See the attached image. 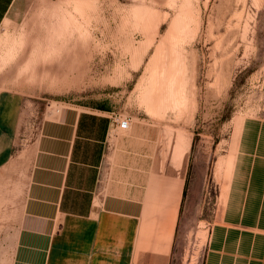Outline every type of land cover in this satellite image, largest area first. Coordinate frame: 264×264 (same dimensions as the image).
<instances>
[{
    "label": "rangeland",
    "instance_id": "rangeland-1",
    "mask_svg": "<svg viewBox=\"0 0 264 264\" xmlns=\"http://www.w3.org/2000/svg\"><path fill=\"white\" fill-rule=\"evenodd\" d=\"M91 1L78 15L61 0H17L0 25V93L21 95L28 114L17 151L41 113L102 116L103 174L123 160L148 208H177L170 264H202L237 150L245 158L244 143L264 138V0ZM27 173L21 159L0 170V264H10Z\"/></svg>",
    "mask_w": 264,
    "mask_h": 264
},
{
    "label": "crops",
    "instance_id": "crops-1",
    "mask_svg": "<svg viewBox=\"0 0 264 264\" xmlns=\"http://www.w3.org/2000/svg\"><path fill=\"white\" fill-rule=\"evenodd\" d=\"M16 1L0 0V25L11 22ZM23 108L21 95L0 93V170L28 161L10 264H170L177 208H148L139 174L123 160L103 174L109 163L94 155L98 144L103 152L109 124L99 143L82 118L96 115L66 107L41 113L30 144L17 151ZM244 149L229 169L202 264H264V138L257 134Z\"/></svg>",
    "mask_w": 264,
    "mask_h": 264
},
{
    "label": "bare ground",
    "instance_id": "bare-ground-1",
    "mask_svg": "<svg viewBox=\"0 0 264 264\" xmlns=\"http://www.w3.org/2000/svg\"><path fill=\"white\" fill-rule=\"evenodd\" d=\"M46 0H38V5L40 4V5H46L44 2H45ZM61 2H64V4L65 3H67V4H69V5H72L73 6V8H74V10L76 11V13L78 14V15H81V14H83L84 12H86L85 11V9L87 8V10H90L91 8H92V4H91V0H83V1H81V0H61ZM47 3H48V1H47ZM51 3V2H50ZM59 4V3H58ZM66 4V5H67ZM40 5H39V7H40ZM52 5V4H51ZM68 5V6H69ZM53 6V5H52ZM60 6V5H59ZM38 7V8H39ZM71 7V6H70ZM86 7V8H85ZM56 8V7H55ZM72 8V9H73ZM49 9H50V7H49ZM57 9H59V8H57ZM67 9V8H66ZM40 10V9H39ZM55 10V9H54ZM64 10H65V8H64ZM70 10V9H69ZM51 11L53 12V10H52V8H51ZM56 11V10H55ZM66 11H68V10H66ZM65 11V12H66ZM75 11H73V12H75ZM40 12V11H39ZM60 12V11H59ZM55 13V12H54ZM60 13H62V11L60 12ZM70 13V12H69ZM76 13H75V15H76ZM180 13L182 14L181 16H183L184 14H185V11H180ZM53 14V13H52ZM66 14V13H65ZM60 14H58V16H59ZM67 15V14H66ZM74 15V14H73ZM58 16H56V17H58ZM69 16H71V13L69 14ZM181 16H178V17H176L174 20H173V22H172V25H171V32H177L178 30H179V28H180V24H181ZM61 17H62V14H61ZM64 17V16H63ZM72 17V16H71ZM52 18V17H51ZM53 18H55V15H54V17ZM65 18V17H64ZM68 18V17H67ZM57 19V18H56ZM63 19V18H62ZM68 19H70V18H68ZM54 20V19H53ZM73 20V19H72ZM57 21H58V19H57ZM56 21V22H57ZM62 21V20H61ZM65 21H66V19H65ZM64 21V22H65ZM75 20H73L72 22H71V19H70V21L68 22V23H70L71 22V25H73L72 23L74 22ZM76 22V21H75ZM53 23V22H52ZM62 23V22H61ZM66 23V25H68V23H67V21L65 22ZM77 23V22H76ZM75 23V24H76ZM55 24V23H54ZM78 24V23H77ZM76 24V25H77ZM49 25V24H48ZM51 25V24H50ZM62 25H63V23H62ZM56 26V25H55ZM58 26V25H57ZM75 26V25H74ZM74 26H72V27H74ZM49 28H50V26H48ZM63 27H65V26H63ZM69 28H70V26H68ZM67 26H66V28H68ZM71 27V28H72ZM56 28V27H55ZM58 29V28H57ZM60 29V28H59ZM51 30V29H50ZM55 30V29H54ZM48 31V30H47ZM62 31V30H61ZM63 31H65V30H63ZM50 32V31H49ZM57 34H58V32H57ZM53 35H55V33L53 34ZM49 38V37H48ZM51 38H53V37H51ZM50 40V39H49ZM52 41V40H51ZM50 41V42H51ZM146 237V236H145ZM146 240V239H145ZM144 241V240H143ZM142 241H140V244H142L141 243ZM146 245H147V243H146Z\"/></svg>",
    "mask_w": 264,
    "mask_h": 264
},
{
    "label": "trees",
    "instance_id": "trees-1",
    "mask_svg": "<svg viewBox=\"0 0 264 264\" xmlns=\"http://www.w3.org/2000/svg\"><path fill=\"white\" fill-rule=\"evenodd\" d=\"M82 118H85V120L88 121V126L90 128V130H88V135L90 133V135H93L91 133H94L95 134V137H96V140L100 143L102 142L103 140V137H104V134H105V131L107 129V121L104 120L103 118H99V117H96V116H82ZM81 122V121H80ZM81 124V123H80ZM98 147H99V150L95 153L93 152V154L95 153V158L96 159H100V154H101V144H98ZM93 156V158H94ZM84 160L88 159L89 157L87 156V151L86 153L84 154L83 156Z\"/></svg>",
    "mask_w": 264,
    "mask_h": 264
},
{
    "label": "built area",
    "instance_id": "built-area-1",
    "mask_svg": "<svg viewBox=\"0 0 264 264\" xmlns=\"http://www.w3.org/2000/svg\"><path fill=\"white\" fill-rule=\"evenodd\" d=\"M116 127L119 130H127L129 128V120L127 119H121V120H116Z\"/></svg>",
    "mask_w": 264,
    "mask_h": 264
}]
</instances>
